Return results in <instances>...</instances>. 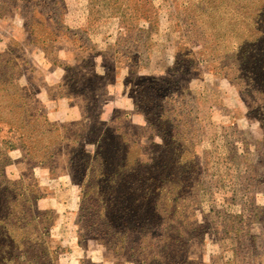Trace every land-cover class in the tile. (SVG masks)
I'll return each mask as SVG.
<instances>
[{"label": "rangeland", "instance_id": "rangeland-1", "mask_svg": "<svg viewBox=\"0 0 264 264\" xmlns=\"http://www.w3.org/2000/svg\"><path fill=\"white\" fill-rule=\"evenodd\" d=\"M4 1L0 0V11L6 8L0 15V55L6 57L0 59V90L9 100L0 102L1 125L9 127L16 116L27 118L28 111L35 114L44 102L57 106V96L71 100L75 107L45 114L59 128L60 137H53L58 140L53 147L52 141L34 144L33 150L40 154H55L50 165L54 163L51 177L57 180L48 189L39 186L34 177L22 175L33 166L29 163L37 162L25 160L18 140L13 141L10 164L3 168L11 185L2 193L0 216L23 209L31 217L38 210L44 215L51 211L44 225L51 226L49 239L58 250L57 264H135L129 255L101 250L95 241L84 242L85 248L79 244L81 189L71 179L69 161L72 146L93 153L94 143L110 131L108 127L120 128L143 155H150L154 145H162L161 138L151 136L142 116L133 109L135 83L126 80L167 75L174 67L175 48L182 37L180 10L170 0H28L19 5L2 4ZM188 47L192 53L202 49L198 42ZM195 57V64L188 62L173 70L182 73L175 77L183 92L180 108L194 112L189 138L196 146L195 159L204 182L200 200L207 230L203 239L190 243V264H264V107L247 109L243 88L225 79L228 71H222L221 77L213 64L201 62L204 56ZM211 59L219 66V54ZM260 75L264 78V73ZM35 84L41 90H33ZM17 91L32 103L18 99ZM84 104L90 106L93 124L78 129L72 139L65 138L61 120L83 124L85 116L78 108ZM104 107L109 120L102 119ZM94 125H98L96 130L85 131ZM30 126L44 140L45 127ZM80 131L79 142L72 145ZM114 141L120 143L119 138ZM12 164L15 166L9 170ZM21 186H28V191ZM15 203L17 210L13 209ZM139 238L138 233L130 232L127 249L136 248Z\"/></svg>", "mask_w": 264, "mask_h": 264}, {"label": "trees", "instance_id": "trees-1", "mask_svg": "<svg viewBox=\"0 0 264 264\" xmlns=\"http://www.w3.org/2000/svg\"><path fill=\"white\" fill-rule=\"evenodd\" d=\"M170 1L183 17L174 67L167 75L126 80L127 84L135 83L133 109L140 113L151 136L161 138L162 145H154L150 155H143L139 145L120 128L108 127L110 131L94 143L93 153L72 146L69 161L71 179L81 189L79 244L85 248L84 242L95 241L101 250L129 255L135 264H190V243L203 239L207 230L201 210L204 203L200 200L204 182L195 159L196 146L189 138L194 112L187 107L185 113L180 108L183 92L175 77L182 73L173 70L188 62L195 64L197 55L204 56L202 63L213 64L221 77L222 71H228L223 78L243 88L241 96L247 109L258 111L264 107V78L260 75L264 73V0ZM21 2L29 3L5 0L2 4ZM5 12L6 8L0 15ZM193 42L201 44L198 53H192L188 47ZM216 53L220 57L217 67L211 59ZM4 57L0 55V59ZM255 86L258 89L254 90ZM1 91L0 102L9 100ZM16 94L25 104L32 103L20 91ZM13 121L9 127L0 123V203L3 191L11 185L3 168L10 164L8 153L14 148L13 141L18 140L25 160L48 167L52 151L40 154L33 150L34 144L52 141L53 147L58 142L53 137H60L57 124L37 110L35 114L28 111L25 119L16 116ZM31 123L45 127L44 140L34 134ZM97 126L85 131L91 133ZM82 133L76 134L72 145L79 142ZM116 138L118 145L112 142ZM22 188L28 191V186ZM13 209H19L16 203ZM48 218L51 211L44 215V211L38 210L32 217L26 209L1 215L0 264H57L58 250L49 239L51 226L44 225ZM130 232L140 237L139 245L132 250L126 247Z\"/></svg>", "mask_w": 264, "mask_h": 264}, {"label": "crops", "instance_id": "crops-1", "mask_svg": "<svg viewBox=\"0 0 264 264\" xmlns=\"http://www.w3.org/2000/svg\"><path fill=\"white\" fill-rule=\"evenodd\" d=\"M46 81V80H45ZM48 82V80H47ZM49 85V89L51 90V92H53V86ZM33 90L38 91L41 90L40 86L38 84H35L33 87ZM56 100L58 101V105H54V103H46L44 102L43 104L39 105V107L37 108V110L40 111V113L42 115L48 114V115H52L53 114V110L55 111L56 109H59L63 112H69L71 109H73V102H71V100H63V98H60L59 96H57L55 98V104H56ZM85 106H83L82 108H78V109H82L84 116H85V121L83 124H79L78 122L75 121V119L72 120H61V122L64 123L65 129L67 131V134H65V138L67 139H72V137L75 135V133L78 131V129L84 127V126H89L92 125L94 122V116L92 111L90 110V106H88V104H84ZM52 112V113H51ZM50 113V114H49ZM102 119L103 120H109V112L107 111V109L104 107L103 112H102ZM54 156L55 154L53 153V158L52 161L54 162ZM53 162H51V165L48 167H41L38 163H29L32 164L33 166H31V168L29 170H25L24 171V175L25 177H34L35 180L37 181L38 185L41 186L44 189H48V186L53 183V181L57 180L56 177L52 178L51 177V173L53 174V170L54 166H53ZM14 164H12V166H10L9 170L14 168ZM63 171L66 173V180L70 182V176L69 173L67 171V168H64Z\"/></svg>", "mask_w": 264, "mask_h": 264}]
</instances>
